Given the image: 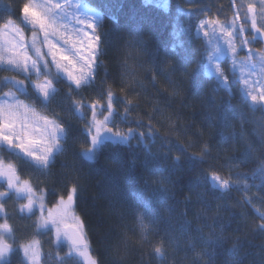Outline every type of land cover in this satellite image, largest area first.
<instances>
[{"label": "trees", "instance_id": "obj_1", "mask_svg": "<svg viewBox=\"0 0 264 264\" xmlns=\"http://www.w3.org/2000/svg\"><path fill=\"white\" fill-rule=\"evenodd\" d=\"M198 1L80 0L100 15L97 32L104 54L92 87L68 97L67 86L58 84L59 92L48 105L69 132L66 151L50 171L40 173L0 150L22 179L48 190L49 202L66 198L77 186L74 212L98 264H264V219L259 214L264 212L259 175L264 167V109L253 110L238 87L231 84L228 92L205 72V43L193 32L195 21L186 28L178 18L179 4ZM25 2L0 0V19L10 12L19 16ZM221 2L224 23L233 5L244 12L243 0ZM141 43L146 53L140 51ZM250 46L260 49L261 42ZM13 76L23 78L0 71V80ZM109 88L122 102L114 104L117 122L125 105L129 108L121 130H151L154 139L145 141L150 155L136 140L130 147L109 143L94 162L77 155L86 146L87 120L73 114L72 99L82 96L90 104ZM8 90L4 87L0 94ZM29 94L34 96L30 88ZM205 149L202 162L189 159ZM178 155L182 166L174 168L172 159ZM211 170L231 178L232 187L214 189L208 179ZM163 178L167 182L159 184ZM19 209L20 201L12 195L0 213L13 228L15 248L38 241L42 264H81L56 246L51 230L38 227L37 213ZM7 264H26L24 255L14 251Z\"/></svg>", "mask_w": 264, "mask_h": 264}, {"label": "snow or ice", "instance_id": "obj_2", "mask_svg": "<svg viewBox=\"0 0 264 264\" xmlns=\"http://www.w3.org/2000/svg\"><path fill=\"white\" fill-rule=\"evenodd\" d=\"M257 15L264 20V8L258 14L256 6L248 4L244 19H250L251 31L243 25L236 26L239 13L232 24L222 23L219 18H206L197 27L198 34H202L205 41L204 55L213 79L230 92L229 76L221 64V61H230V71L238 73V82L253 110L257 106L264 109V48L250 46L257 36L264 39V23H258ZM97 20V13L80 0H27L19 16L10 12L7 19H0V71L23 77L0 80V90L4 87L9 89L0 94V150L7 151L9 156L16 157L37 172L50 171L56 157L66 151L69 132L59 114L48 112V105L59 92L57 85L63 83L67 86L68 97L94 85L101 66L100 57L104 54ZM140 51L147 52L143 43ZM29 88L34 96L29 94ZM105 98L106 102L102 104L101 99ZM118 103L122 102L114 97L110 88L104 97L90 104L82 96L72 99L73 114L82 121L87 120L86 146L77 153L82 160L94 162L109 143L130 147L133 140L151 154L145 143L154 139L151 130L145 132L129 126L127 132L122 131L120 124L128 122L129 108L125 105L117 122L114 104ZM86 111H90V116H86ZM206 154L207 149L189 159L202 162ZM172 165L174 168L181 167V156L173 157ZM259 175L264 182V167L259 169ZM208 179L214 189L226 191L232 187L231 178H225L214 170H211ZM0 181H3L0 183V213H4V202L12 195L18 200H25L20 205V212L30 215L38 212V227L48 228L51 225L58 243L62 238L66 239L69 256L75 251L87 264H98L89 254L78 217L73 216L76 230L72 233L66 230L69 225L65 221L72 211L77 186L69 189L66 198L60 196L56 201L49 202L48 190L34 187L29 179H22L16 164L3 156H0ZM166 182V178L158 181L159 184ZM161 190L167 191L166 188ZM259 214L264 219V212ZM138 219L143 227V216ZM0 220L3 221L0 222V264H7L5 258L14 251L23 252L28 258L26 264H37L35 248L38 241L15 248L18 242L12 237L11 224L6 216H0ZM261 227L264 228V225ZM155 251L161 253L159 247Z\"/></svg>", "mask_w": 264, "mask_h": 264}, {"label": "rangeland", "instance_id": "obj_3", "mask_svg": "<svg viewBox=\"0 0 264 264\" xmlns=\"http://www.w3.org/2000/svg\"><path fill=\"white\" fill-rule=\"evenodd\" d=\"M221 1H224V0H199L197 2L198 4L194 5V6H190V5L183 6V4L182 5L179 4V6H178L179 7L178 18H179V22H180L181 26H185L187 28V27H189V24L191 22L195 21V27H194V31L193 32L196 35L200 36L202 38V40L204 41V38H203L202 34H198L197 27H198L200 21L203 20V19H206V18H219L220 19L219 16L222 13V2ZM227 1H231V0H227ZM248 4H253L254 6H256V11H257L258 14L260 13L261 9L264 8V0H243V7H244L243 10H244V12L238 11L240 9H236L238 7L233 5L232 6L233 14L231 15L230 20H229V22L227 24H232V22L234 20V17L237 15V13H239V19L235 20L236 26L239 27V26L242 25L243 22H245L246 25H248L249 31H251L250 19L249 20H245L244 19V15L246 13ZM96 13H97V16H98L97 23H99L100 22V15H99L98 12H96ZM199 13H202V14L205 13V14L203 15L202 18H197ZM257 20H258V23H264V20H262L259 15H257ZM221 22L224 23L222 20H221ZM26 34L30 35V33H26ZM256 41L261 42V48H264V39H262L259 36H257V40ZM253 42H255V41H253ZM204 43H205V41H204ZM221 64H222V67H224L226 69V72L228 73V76H229V88H230V85L233 84L234 86L238 87L239 91L243 94L242 85L238 82V80H239L238 73H232L230 71V69H231L230 61H228V62L221 61ZM204 70L209 76H212L210 74V66L208 65L207 59H205ZM243 96H244V94H243ZM245 98L248 101V103L250 104L248 98L247 97H245ZM0 182L3 183V181H0ZM19 201H20V205L26 202L25 200H22V199L19 200ZM37 214L39 215L38 212H37ZM73 216L77 217L75 212H74V208H72V211L70 212V214H69L68 218L66 219L65 223L67 225L71 226V227L76 228V221L73 219ZM61 227H62V229L64 228L63 225H61ZM39 228H41V227H39ZM41 229H45V230H50L51 229L53 237H54V242H55L56 246L63 247L65 249V251L67 252V256L68 257H70V258L73 257V258L77 259L81 264H87V261L84 260L82 257H80L75 251L72 252L71 256L68 255L69 242L66 239L62 238L59 241V243H58L57 239H56L55 230H54V228L51 225H49L48 228H41ZM80 231L83 233L82 228L80 229ZM83 236H84V234H83ZM35 251H36L37 256H38L37 264H42L41 263V254H40V251H39L37 246L35 248ZM20 252H22V251H20ZM22 254H23V252H22ZM29 256H31V253L29 254ZM8 257H9V255L5 258L6 261L8 260ZM24 259H25V262H27L28 258H26L24 256Z\"/></svg>", "mask_w": 264, "mask_h": 264}, {"label": "water", "instance_id": "obj_4", "mask_svg": "<svg viewBox=\"0 0 264 264\" xmlns=\"http://www.w3.org/2000/svg\"><path fill=\"white\" fill-rule=\"evenodd\" d=\"M66 230H67L69 233H72L73 231L76 230V228L69 226Z\"/></svg>", "mask_w": 264, "mask_h": 264}]
</instances>
